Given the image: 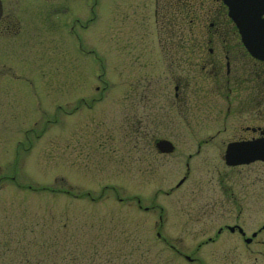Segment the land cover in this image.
Here are the masks:
<instances>
[{"label":"rangeland","instance_id":"obj_1","mask_svg":"<svg viewBox=\"0 0 264 264\" xmlns=\"http://www.w3.org/2000/svg\"><path fill=\"white\" fill-rule=\"evenodd\" d=\"M75 1L76 34L91 60L57 28L64 8L46 11L50 31L33 50L0 46V264H189L166 243L203 264H225L230 235L203 246L207 227L188 221L191 206L221 203L224 187L264 219V164L226 166L228 144L218 140L229 132L214 137L215 122L243 124L242 113L198 111L196 95L185 110L163 54L173 38L179 43L168 21L183 18L190 31L198 10L207 17L216 5L91 0L84 14ZM210 136L215 147L197 153L198 139ZM155 137L174 147L158 153Z\"/></svg>","mask_w":264,"mask_h":264},{"label":"flooded vegetation","instance_id":"obj_2","mask_svg":"<svg viewBox=\"0 0 264 264\" xmlns=\"http://www.w3.org/2000/svg\"><path fill=\"white\" fill-rule=\"evenodd\" d=\"M54 1L0 0L2 10L0 46L12 51L15 42H18L23 51L33 50L30 49V44L37 42L39 46L41 35L50 31L49 28H45L50 25L44 21L48 19L46 11L56 12L59 8H64L66 14L60 17L61 25L57 22V28L73 35L72 38L76 39L78 55L80 54L82 59H86L90 51L79 44L75 30L77 19L72 17L76 12L74 10L77 9L76 1H67V5H62V7L58 6V3L55 4ZM79 1L77 2L79 9L84 10V14H89L92 10L91 0ZM112 2L117 4L122 3L123 0ZM49 3H54L55 8L47 7ZM199 3L201 8L209 4L216 6L214 9L208 10L207 17L201 16L202 10H198L200 15L197 17L198 21L189 22L191 24L190 31L182 27L183 25L187 27L183 18H176V21L167 23V27L170 25L168 33L170 34L173 30L172 33L178 37L179 43L177 41L174 43L173 38V42L166 45L163 50L164 58L166 57L168 60V67L165 71L166 80L174 84V97L179 99V103L185 110L189 105L188 98L196 95L198 111L242 113L245 120L243 124L237 123L228 126L215 122L216 135L214 137L222 132H229L227 140L224 138L218 141L225 142L226 145L263 141L264 61L253 58L241 44L237 29L227 15V8L223 0H199ZM79 25L84 29L88 28L86 24ZM236 41L237 44H235ZM196 73L197 75H195ZM148 82L150 84L153 81L148 80ZM216 121H221V119L217 118ZM222 122L225 123L226 119H222ZM214 137L210 136V140L199 138L196 142L197 153L205 147H215L213 143H218V141L212 142ZM157 139L162 138L155 137L153 139L155 151H159L155 142ZM255 163L264 164V161H252L247 164V169ZM186 170H188L187 164ZM219 188L222 196L221 203L201 205L195 203L196 205L191 206V210L196 209L195 215L190 216L192 218L187 217L188 221L193 219L202 228L207 227L201 231V234H206L202 245L207 247L215 244L222 236L230 235L226 240L232 247L228 248L222 256L225 264H264V219H253L252 212L255 210L252 205L254 204L247 203L246 205L239 202L234 204L236 201L235 192H229L224 187ZM154 208L155 206L150 207L151 210ZM159 211L161 212V209ZM177 211L189 212V210L183 209H177ZM260 211L261 218H264L263 203L260 205ZM188 221L185 220V222ZM209 229H213L211 233ZM166 245L169 249L180 253L179 255L188 263L203 264L197 258L184 252H178L174 245L168 243ZM202 245L197 246L196 252Z\"/></svg>","mask_w":264,"mask_h":264},{"label":"water","instance_id":"obj_3","mask_svg":"<svg viewBox=\"0 0 264 264\" xmlns=\"http://www.w3.org/2000/svg\"><path fill=\"white\" fill-rule=\"evenodd\" d=\"M225 2L229 7V15L236 22L240 30L244 44L254 56L264 60V20L260 19L264 0H226ZM157 145L159 147L165 146L164 150L161 149L163 151L171 150L169 146L166 147L165 142H159ZM258 150L255 159L260 158L264 160V145ZM234 153L239 154L242 157H247V146L232 144L228 146L226 152V160L228 164L247 162V160L243 161L237 159Z\"/></svg>","mask_w":264,"mask_h":264},{"label":"trees","instance_id":"obj_4","mask_svg":"<svg viewBox=\"0 0 264 264\" xmlns=\"http://www.w3.org/2000/svg\"><path fill=\"white\" fill-rule=\"evenodd\" d=\"M47 256L54 258V252L47 253Z\"/></svg>","mask_w":264,"mask_h":264}]
</instances>
